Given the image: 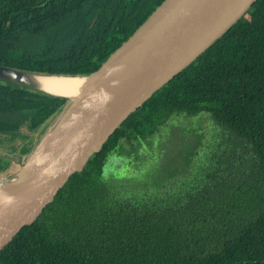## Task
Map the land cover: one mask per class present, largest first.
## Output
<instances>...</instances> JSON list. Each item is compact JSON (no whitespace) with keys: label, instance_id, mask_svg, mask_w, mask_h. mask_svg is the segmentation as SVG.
Listing matches in <instances>:
<instances>
[{"label":"trees","instance_id":"obj_1","mask_svg":"<svg viewBox=\"0 0 264 264\" xmlns=\"http://www.w3.org/2000/svg\"><path fill=\"white\" fill-rule=\"evenodd\" d=\"M164 1L0 0V65L90 75ZM68 103L0 79V145L31 142ZM205 113L223 130L213 173L159 177L114 159L173 115ZM12 162L0 154V174ZM0 264H264V0L132 114Z\"/></svg>","mask_w":264,"mask_h":264},{"label":"water","instance_id":"obj_2","mask_svg":"<svg viewBox=\"0 0 264 264\" xmlns=\"http://www.w3.org/2000/svg\"><path fill=\"white\" fill-rule=\"evenodd\" d=\"M258 0H165L95 72L58 76L0 65V79L69 103L0 189V250L34 224L122 124L237 24ZM36 76L85 78L75 98L45 90ZM16 155L15 162H21Z\"/></svg>","mask_w":264,"mask_h":264},{"label":"rangeland","instance_id":"obj_3","mask_svg":"<svg viewBox=\"0 0 264 264\" xmlns=\"http://www.w3.org/2000/svg\"><path fill=\"white\" fill-rule=\"evenodd\" d=\"M54 123L55 121L33 135L31 142L17 144L18 148L14 152L9 151L12 145H0V154L7 158L9 165L16 155H22L20 163L12 162L11 166L0 174V184L12 181L22 164ZM158 132L154 135L155 137L151 136L147 140H142L141 143L138 140L133 143L124 140L119 154L114 159L120 162L126 160L127 165L132 162L145 164L139 167L140 170L145 168L157 170L158 168L159 174L149 171L153 179H156V173L159 177L169 176L174 172L180 174L188 168L189 164L193 167L197 163L200 166L197 171L205 175L213 173L215 168H218L215 158L225 151L224 143L219 141L223 130L213 122L209 114L205 113L197 117L175 114ZM122 176L120 174V178Z\"/></svg>","mask_w":264,"mask_h":264},{"label":"bare ground","instance_id":"obj_4","mask_svg":"<svg viewBox=\"0 0 264 264\" xmlns=\"http://www.w3.org/2000/svg\"><path fill=\"white\" fill-rule=\"evenodd\" d=\"M37 80L41 83L42 87L54 94L75 98L78 93L81 85L85 81V78L76 77V78H65L57 76H36ZM17 180L16 178L14 179ZM12 181L13 184L15 181ZM5 185L0 184V189Z\"/></svg>","mask_w":264,"mask_h":264},{"label":"flooded vegetation","instance_id":"obj_5","mask_svg":"<svg viewBox=\"0 0 264 264\" xmlns=\"http://www.w3.org/2000/svg\"><path fill=\"white\" fill-rule=\"evenodd\" d=\"M158 133H159V132H158ZM158 133H156V134H158ZM154 137H155V136H154ZM161 149H163V148H161ZM161 152H162V151H161ZM125 161H126V160H124L123 162H125ZM125 164H126V162H125ZM125 164H124V165H125ZM124 165H123V170L125 171V169H126L125 167H127L128 165H127V164H126L125 166H124Z\"/></svg>","mask_w":264,"mask_h":264}]
</instances>
